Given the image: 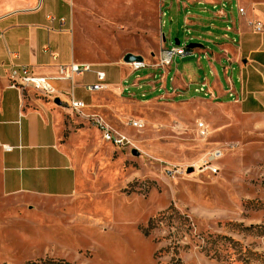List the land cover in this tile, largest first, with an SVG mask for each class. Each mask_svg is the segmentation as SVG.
Segmentation results:
<instances>
[{
    "label": "rangeland",
    "instance_id": "obj_1",
    "mask_svg": "<svg viewBox=\"0 0 264 264\" xmlns=\"http://www.w3.org/2000/svg\"><path fill=\"white\" fill-rule=\"evenodd\" d=\"M141 1L140 30L102 31L84 48L88 60L128 68L123 57L133 53L151 65L163 46L177 39L184 46L169 7L158 24L153 0ZM76 93L91 102V94ZM194 97L147 100L115 88L95 94L83 110L59 109L60 144L77 190L67 198L0 195V264H264V98L260 112L248 115ZM97 119L133 144L105 142ZM214 148L224 152L219 174L201 173Z\"/></svg>",
    "mask_w": 264,
    "mask_h": 264
},
{
    "label": "crops",
    "instance_id": "obj_2",
    "mask_svg": "<svg viewBox=\"0 0 264 264\" xmlns=\"http://www.w3.org/2000/svg\"><path fill=\"white\" fill-rule=\"evenodd\" d=\"M153 2L158 24L167 5L170 21L183 32L184 45L197 47L192 55L178 58L181 65L173 62L165 69L152 68L144 78L131 81L134 72L128 64V68L118 63L97 65L83 52L97 43L102 31L115 30L128 36L138 32L141 0H0L1 196L67 198L78 185L72 160L60 144L58 123L59 109L66 107L63 101L69 99L66 93L71 82L55 81L62 100L59 106L32 92L12 88L10 62L29 66L36 75L49 78H56L61 66H93L91 72L75 78V91L82 96L92 95L89 104L95 94L118 88L147 100H175L195 92L200 96L195 99L225 106L235 104L248 115L260 112L264 98V33L256 34L250 23L262 22L264 26V0ZM111 5H116L115 12ZM49 16L57 20L51 23ZM170 40L172 45L174 39ZM160 54L152 56V64ZM105 67L114 68L115 75ZM97 71L105 73L107 89L90 93L84 86L97 83ZM202 86L205 92L200 91Z\"/></svg>",
    "mask_w": 264,
    "mask_h": 264
},
{
    "label": "built area",
    "instance_id": "obj_3",
    "mask_svg": "<svg viewBox=\"0 0 264 264\" xmlns=\"http://www.w3.org/2000/svg\"><path fill=\"white\" fill-rule=\"evenodd\" d=\"M239 12L241 14H244L245 10L243 8H240ZM48 19L51 23H54L57 20L53 16H49ZM60 23L62 25L65 24L63 20H61ZM250 25H252L256 34L264 33V26L262 22L250 23ZM165 41L166 40H163V45ZM192 54V50L189 49L187 45H172L169 48L163 46L161 49L160 57L155 63L148 65L144 60L143 62H134L128 65L134 73L147 68L165 69L166 67L171 66L176 58H183ZM8 68L9 80L11 82L12 88L17 89L22 93L32 92L42 99L55 102L56 100H61L59 92L55 86V81H70L71 87L66 93L69 99L65 102L63 101V105L74 111H80L87 107L85 102L77 99L75 91V78L81 77L84 74L91 72L93 66L89 64H71L69 67L61 66L59 75L56 78L38 76L33 72L31 67L17 65L14 62H10ZM96 78V84L84 86L86 91L94 93L107 89V85L105 84V73L102 71H97ZM200 91L205 92V87L202 86ZM129 125L134 129H140L143 127V124L137 120H130ZM96 126L100 131L103 140L117 148H126L133 144L126 135L112 131L110 127L102 120L97 119ZM197 129L201 137H205L209 134V129L204 122H198ZM6 150L9 151L11 150V148H6ZM223 156L224 152L221 148L212 149L199 166V171L201 173H208L213 176L218 175L219 168L216 163L219 162L223 158Z\"/></svg>",
    "mask_w": 264,
    "mask_h": 264
},
{
    "label": "water",
    "instance_id": "obj_4",
    "mask_svg": "<svg viewBox=\"0 0 264 264\" xmlns=\"http://www.w3.org/2000/svg\"><path fill=\"white\" fill-rule=\"evenodd\" d=\"M176 45H180V42L179 41H176ZM197 47V45L195 44H190L188 45V48L189 49H195ZM144 61V58L142 56H138V55H134V54H127L125 57H124V63L125 64H132L134 62H143ZM55 103L59 106L62 105V102L60 100H56ZM136 154V152H134Z\"/></svg>",
    "mask_w": 264,
    "mask_h": 264
}]
</instances>
